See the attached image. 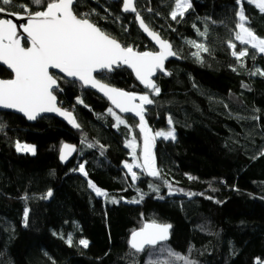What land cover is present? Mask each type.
<instances>
[{"label":"trees","instance_id":"16d2710c","mask_svg":"<svg viewBox=\"0 0 264 264\" xmlns=\"http://www.w3.org/2000/svg\"><path fill=\"white\" fill-rule=\"evenodd\" d=\"M190 2L192 7L183 20L177 18L178 23L170 18L173 0H137L145 22L181 57L167 64L171 75L159 73L155 82L161 94L146 106L145 119L153 132L170 127L168 115L175 127L174 142L155 143L162 179L142 175L132 185L130 177H123V163L132 162L131 150L125 146L131 138L128 127L139 138L138 118L120 115L128 127L117 129L107 113L108 102L77 83L62 80L57 97L61 107L73 111L80 129L54 117L30 124L21 116L0 112V122L6 125L0 131V264H130V234L152 220L170 224L171 240L166 244L184 255L191 250L190 259L196 264L264 260V156L253 159L264 150V76L250 75L264 70V55L253 56L255 50L249 48L244 67L231 55L227 42L238 31L235 0ZM148 7L152 12L146 11ZM93 9V21L122 45L156 51L139 30L134 14L122 11L121 0H84L79 11ZM244 9L250 27L264 38V14L247 3ZM10 11L19 9L12 6ZM193 25L201 31L207 26V37L198 36ZM186 40L209 48L201 53L202 63L191 55L196 49ZM233 42L236 51L245 47ZM106 75L104 82L118 89L148 91L125 68ZM0 78H11V73L0 66ZM78 98L83 104L77 103ZM85 136L88 142L104 145V154L98 147L82 144ZM16 141L35 145L36 154L17 152ZM63 144L78 148L66 166L59 161ZM82 162L87 176L73 171ZM89 180L108 197L96 196ZM163 180L197 195L177 191L169 196ZM149 183L159 186V193L152 192ZM137 189L145 194L143 201L128 202L138 198ZM49 190L52 197L41 199ZM25 195L27 201L22 199ZM112 199L120 202L113 204ZM69 234L72 246L60 238ZM80 239H87L89 246L79 245ZM147 259V252L138 254V264H146Z\"/></svg>","mask_w":264,"mask_h":264},{"label":"snow or ice","instance_id":"6c2138e0","mask_svg":"<svg viewBox=\"0 0 264 264\" xmlns=\"http://www.w3.org/2000/svg\"><path fill=\"white\" fill-rule=\"evenodd\" d=\"M83 3L84 0H29L28 4L17 3L16 0H0V16H13L16 20L26 21L18 26L13 19L0 18V65L6 66L11 72V78H0V109L22 113L29 121L37 120L42 114L55 113L74 128L80 129L81 125L77 122L73 111L63 109L58 104L57 93L63 90L61 81L66 79L68 82H78L83 87L96 89L103 93L120 113H132L134 117H138L136 126L139 128L141 142H138L133 129L127 126L126 121L117 115L113 108L107 109L108 115L115 120L113 126L119 129L120 125H125L131 137L125 145L131 150L132 160L131 163L127 161L123 163V167L127 170L126 177L130 176L132 185L142 175L162 179L161 171L156 164L155 143L157 138L173 142L176 140L173 119L171 115H168L166 118L170 126L168 130L153 133L145 119V113L148 110L146 106L153 105L154 97L161 94V89L153 77L157 76L158 72L162 75H171L165 68V62L170 57L181 58L180 53L145 22L138 10L137 0H121L122 11L134 14L139 28L158 45L156 51L141 52L136 51L132 46L122 45L107 30L102 29L93 21L92 16L96 14L94 9L79 11ZM173 3L174 9L170 11V18L179 23L177 18L183 20L184 14L192 5L190 0H173ZM235 3L238 5L236 12L238 20L235 25L238 31H235L233 38L227 44L232 50L231 55L240 62L241 67H244V58L248 56L249 48L255 50L253 56L257 53L264 55V38L258 36L250 27L244 4L254 5L261 14H264V0H235ZM12 6L18 8L19 11H10ZM105 11H108L107 7ZM146 11L152 12V8L148 7ZM116 19L119 20V17ZM18 27L22 29V32L18 31ZM193 28L198 36L207 37V26L203 31L195 25ZM233 40L245 47L236 51L237 44ZM185 43L196 49L191 55L202 63L201 53H208L209 48L196 40H186ZM124 66L134 72L137 80L148 90L147 92L130 93L102 82L107 79L106 74ZM232 70L236 71L235 68ZM57 73L62 75H57ZM97 74L104 75L98 76ZM250 75L264 76V70L256 69L251 71ZM243 87L247 88L248 85L244 84ZM77 103L83 104V100L78 98ZM85 107L88 106L85 105ZM252 119L259 120L260 117L253 116ZM4 127L6 125L0 122V131ZM81 143L86 144L88 149L98 147L100 155L106 151L104 145L98 141L88 142L86 136ZM14 147L17 152L30 153L33 156L36 154L34 145L16 141ZM138 148L140 149L139 154ZM74 152H77L75 146L63 144L59 158L62 162H67ZM261 156H264V150H261L253 159ZM77 170L87 176L83 162L79 164L78 169H73V171ZM162 182L167 187L169 196L177 191L189 197L197 195L184 192L183 189H174L167 180ZM88 186L96 196L108 197L106 191L101 190L90 180ZM148 187L154 193L160 191L159 186L152 183H149ZM137 192L138 198L128 202L143 201L145 194L139 189ZM52 195V191L49 190L40 198L48 199ZM157 198L163 199L162 196ZM22 199L27 201V195ZM119 202L116 199L111 200L113 204ZM28 217L29 210L25 208L23 214L25 227L28 225ZM171 227L170 224L152 220L145 222L138 230L132 231L129 247L133 251L128 254L130 264H138V254L146 252L148 253L146 264H196V261L190 259L191 250H189V255H184L175 252L166 244L170 238ZM60 238L65 239L69 246L73 245L72 235L69 234L66 238L61 235ZM78 244L87 248L89 241L80 239ZM254 264H264V260L256 258Z\"/></svg>","mask_w":264,"mask_h":264},{"label":"water","instance_id":"95a60500","mask_svg":"<svg viewBox=\"0 0 264 264\" xmlns=\"http://www.w3.org/2000/svg\"><path fill=\"white\" fill-rule=\"evenodd\" d=\"M0 18L13 19L14 22L17 23L18 26H19L20 24L26 22V21H23V20H16L15 17H13V16H7V15L0 16ZM137 26H138V21H137ZM138 28H139V26H138ZM139 30L141 31V33H142V34L148 39V41H149V42L155 47V49L157 50V49H158V45H156L155 42L152 41V39H151L150 37H148L147 34L144 33L142 29L139 28ZM18 31H21V32H22V29H19V27H18ZM24 35H26V34H24ZM22 42H23V41H22ZM174 58H175V57H170V58L165 62V68H166L167 64H168L171 60H173ZM0 66L3 67L4 69H6L9 73H11L10 70H8V69L6 68V66H3V65H0ZM121 68H125V69L129 70V71L133 74L135 80H136L140 85H142V84L139 82V80H137V78L135 77L134 72H133L130 68H127L126 66L121 67ZM121 68H118V69H116V70H119V69H121ZM53 71H54V70H53ZM114 72H115V71H114ZM114 72H112V73H108V74H113ZM57 75H62V74L57 73ZM97 75L99 76V75H101V74H97ZM158 75H159V72L157 73V76L153 77V80H154V81H156ZM65 80H66V79H65ZM102 82H104V81H102ZM77 84H79V83L77 82ZM79 85H80V84H79ZM109 85H110V84H109ZM80 86H81V85H80ZM110 86H112V85H110ZM142 86H143V85H142ZM81 87H82L83 89H86V90H88V91H91V92L95 93L96 95H98L99 97H101L103 100L107 101L108 104L111 106V108H113V110H114L116 113H118L119 115H121V116H125V117H126V116H133V117H134V115H133L132 113H120L119 110L116 109V108L111 104V102L107 99V97H105V96L103 95V93L99 92L98 90H96V89H92V88H88V87H83V86H81ZM113 87H115V86H113ZM116 88H117V87H116ZM57 99H58V97H57ZM138 102H139V101H137V103H138ZM58 104H59V99H58ZM59 106H60V104H59ZM0 112L12 113V114H15V115L21 116V117H23V118H24L28 123H30V124H34V123H36L38 120H40L41 118H43V117H48V116H49V117H54V118L58 119L59 121L65 123V124H67V125H70V124H69L64 118L58 116V115L55 114V113H46V114H42V116L39 117V118H37V120H35V121H29V120H28V119H27L22 113L15 112L14 110L0 109ZM137 118H138V117H137ZM69 145H71V144H69ZM72 146H75V145H72ZM75 147H76L77 152H78V148H77V146H75ZM77 152L72 153V154L70 155V157L68 158L67 162H62V161L60 160V158H59L60 163H61L63 166L68 165V164H69V163H70V162L76 157ZM59 156H60V155H59ZM171 231H172V227H171V229H170V238H169V240H168L166 243H168V242L171 240ZM129 239H130V238H129Z\"/></svg>","mask_w":264,"mask_h":264},{"label":"rangeland","instance_id":"374dc122","mask_svg":"<svg viewBox=\"0 0 264 264\" xmlns=\"http://www.w3.org/2000/svg\"><path fill=\"white\" fill-rule=\"evenodd\" d=\"M238 42V41H237ZM239 43V42H238ZM168 130V129H167ZM166 131V130H165ZM154 133V132H153ZM138 135H139V138L137 137V140H138V142H141V136H140V133H139V129H138ZM160 139H162V138H157V140L156 141H158V140H160ZM21 143H25V142H21ZM28 144V143H27ZM30 145H33V144H30ZM35 146V145H34ZM36 148V147H35ZM137 152H138V154H139V152H140V149L138 148L137 149ZM30 154V153H29ZM136 171H138V170H136ZM137 182V181H136ZM103 198V197H102Z\"/></svg>","mask_w":264,"mask_h":264},{"label":"built area","instance_id":"2783aa9c","mask_svg":"<svg viewBox=\"0 0 264 264\" xmlns=\"http://www.w3.org/2000/svg\"><path fill=\"white\" fill-rule=\"evenodd\" d=\"M67 108L69 109V107H67ZM134 170H136V169H134ZM126 173H127V170L125 169L124 172H123V177H124L125 179L128 178V177H130V176H127V177H126Z\"/></svg>","mask_w":264,"mask_h":264},{"label":"flooded vegetation","instance_id":"af4514ba","mask_svg":"<svg viewBox=\"0 0 264 264\" xmlns=\"http://www.w3.org/2000/svg\"><path fill=\"white\" fill-rule=\"evenodd\" d=\"M63 108V107H62ZM63 109H67L68 110V108L66 107V108H63Z\"/></svg>","mask_w":264,"mask_h":264}]
</instances>
